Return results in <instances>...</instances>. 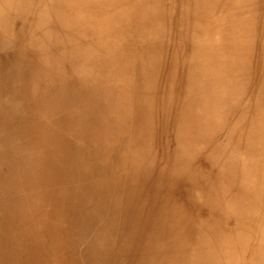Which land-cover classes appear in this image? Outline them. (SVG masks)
I'll use <instances>...</instances> for the list:
<instances>
[{
  "label": "bare ground",
  "instance_id": "bare-ground-1",
  "mask_svg": "<svg viewBox=\"0 0 264 264\" xmlns=\"http://www.w3.org/2000/svg\"><path fill=\"white\" fill-rule=\"evenodd\" d=\"M0 264H264V0H0Z\"/></svg>",
  "mask_w": 264,
  "mask_h": 264
}]
</instances>
